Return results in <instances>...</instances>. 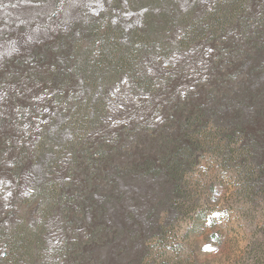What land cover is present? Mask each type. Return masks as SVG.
I'll return each mask as SVG.
<instances>
[{"label": "rangeland", "instance_id": "obj_1", "mask_svg": "<svg viewBox=\"0 0 264 264\" xmlns=\"http://www.w3.org/2000/svg\"><path fill=\"white\" fill-rule=\"evenodd\" d=\"M122 3L120 8L112 0H0V215L13 211L17 181L9 173L12 163L20 166L26 160L25 180L38 173L66 186L69 196L92 200L93 208L73 206L70 212L65 205L52 214L42 207L29 208L31 220L44 215L49 220L45 246L66 243L74 249L68 258L57 256V264H264V177L259 167L264 165V100L247 102L240 94L235 106H229L227 99L240 85L218 82L230 68L214 73L223 61L211 45L203 47L198 61L189 52L172 50L170 55L150 53L147 63L134 56L118 72L107 68L112 60L118 67L125 65V54L118 45L109 56L98 47L100 42L92 43L106 22L89 31L73 27L83 15L92 23L111 12L114 25L118 15L138 22L141 12L126 11ZM262 7L251 23L259 37ZM241 49L247 50L240 56L245 58L260 47L255 50L243 41ZM257 57L260 67L264 52ZM45 59L49 67H44ZM88 62L94 63L91 70ZM93 70L101 77L116 76L122 87L108 88V110L95 106L104 123L83 141L64 125L67 99L82 92L79 85H88ZM19 71L28 73L20 81ZM145 74L151 79L142 85L134 82V76ZM241 76L245 79L244 73ZM261 80L264 83V73ZM68 81L75 84L73 89ZM132 89L138 90L135 96ZM261 90L264 93V87ZM189 94H209L207 126L201 130L192 118L184 128L188 133H182L186 117L178 115L182 101L176 103ZM119 103L127 109L120 110ZM224 109L226 115L221 114ZM236 110L242 119L229 117ZM21 115L26 117L21 120ZM173 117H178L176 122ZM236 125L258 134V144L232 133ZM219 126L229 129L230 138L216 134ZM47 135L51 140L44 144ZM171 142L192 148L163 161L158 155L164 158ZM23 143L29 149L21 152ZM179 159L182 163L175 164ZM170 165L179 166L177 179L169 176ZM140 166L143 173L135 170ZM30 190L27 185L19 197ZM42 196L45 202L50 199L47 191ZM14 207L19 213L28 208L24 202ZM52 259L46 256L44 261L56 264Z\"/></svg>", "mask_w": 264, "mask_h": 264}, {"label": "trees", "instance_id": "obj_2", "mask_svg": "<svg viewBox=\"0 0 264 264\" xmlns=\"http://www.w3.org/2000/svg\"><path fill=\"white\" fill-rule=\"evenodd\" d=\"M122 1L126 3V11L135 10L141 12V18L138 22H136L135 18L127 21L124 17L117 14L119 20L114 25L113 13L111 12L108 15L101 13L103 18L100 19L102 20L99 19L92 23L91 20L86 19L85 15H83L82 20L77 22L74 25L75 27H73V29L79 28L82 31H89L92 30L90 27H100L103 22H106L105 30L102 31V28H100L96 32V39L92 43L97 46L96 43L100 42L98 47H101L109 56L114 53L118 45L125 54V60H122L124 61L122 63H125V65L121 64L118 67V64L116 63V65L115 61L112 60L109 62L110 65L107 68L111 67L113 68V72H118L123 68H127V65H130L129 60L133 59L132 57L134 56H136V59L141 57L140 61L147 63L151 62L152 59L149 58L150 53H161L163 55L165 52V54L170 55L174 51L179 53L189 52L192 55V59L198 61L197 55L199 57V53L203 50V47L211 45L223 61H221L222 64H218L213 69L214 73L222 69L223 66L228 65V69L230 68L229 71L227 68L223 70L218 82L223 81L226 83L227 81H231L234 85H240L237 88L238 93L234 94V97L227 99L229 106H235L234 104L237 102L240 94L246 96L247 102H250L252 99L254 102L264 100V93L261 90L264 87V83L261 82L264 64L260 63V67L256 65L258 64L257 54L264 52V29L259 31L263 37H259L258 34H256V37L254 30H252L253 24H251L254 21L253 16L256 14V10L263 9L264 0H112L120 8L124 6ZM240 24L243 25L240 26ZM240 36H242V39L239 38ZM243 41L255 50H258L257 48L260 47V50L245 58L240 57L247 52V50L241 49ZM171 46L174 49H169ZM120 58L124 59L121 56ZM42 62L44 63V67L51 65L50 61L46 59ZM55 62L60 63L61 61L57 59ZM23 65L25 64L23 63ZM93 65L94 63L88 62L86 65L87 70H91ZM140 69L141 71L145 70L143 67ZM243 73L245 74V79L241 76ZM26 74L28 73L26 72ZM26 74L23 71H19V74L16 76L17 80H22V77ZM89 75H94V77L87 78L89 86L79 85L82 92L80 94L79 92L73 93L72 97L67 99L69 111L65 115L66 121L64 122L66 128L70 129L75 135L82 137L80 139L83 141L92 138L91 133L100 130L102 123H104L101 112H98L95 106L102 105L105 106V110H108V88L115 87L118 91L122 87L121 80L116 76L110 78L101 77L97 74L96 70L91 71ZM140 75L134 76V82L138 85H142L145 80L151 79L146 74L143 77H140ZM170 81L171 79H169L167 86L170 85ZM67 87L73 89L75 84L72 81H68ZM137 91V89H132L130 94L135 96ZM184 97L179 98L180 100L176 103L180 104L182 101V106L180 107L182 111L178 112V115L183 114L186 117L185 121L183 120L180 125L182 126L181 132L188 133V129L185 130L184 128L192 118L195 119L196 125L202 130L207 126L205 125L207 122H205L204 116L206 111L208 112L206 106L209 103L207 101L209 94H207L206 98L192 94L183 99ZM126 107L122 106L121 103L118 104L119 109H125ZM119 109H116V111H119ZM225 110H222V115L227 114ZM239 112L238 110L232 113L230 111L229 117L231 116L232 119L236 120L238 116H241L242 119V115ZM36 115L34 114V117ZM261 115L264 117L263 111ZM21 116V120L26 117ZM173 118V121L176 122L178 117ZM31 125L34 124L32 123ZM217 128V131L215 129L216 134L230 138L231 134L226 135V129L229 130L228 128L221 126ZM220 128H224V132ZM23 131L27 132L25 129ZM219 132H223V134ZM231 132L241 134L246 141L251 138V141L256 143V145L259 142L257 140L259 139L258 134L256 136L254 134L251 135L250 131L243 126L236 125ZM208 133L212 134L211 131ZM50 140V137L47 135L43 143L47 144ZM53 142L57 143L56 140ZM53 142L50 144H53ZM27 143H23L21 152L24 148L29 149ZM190 148L192 147L186 148L181 143L171 142L169 149H167L168 153L164 154V158L162 155H158V157L162 158L163 161L174 159V157L179 158V153L187 151ZM76 157H79L78 154H76ZM148 161L149 163L152 162L149 157ZM25 163L26 160L19 166L14 162L12 163L13 169H9V173L13 174V178L17 182H15L14 203L12 200V213H8L5 216L0 215V250L2 251L0 264H47L44 261L46 256L55 259L54 261L52 259V262L57 264V256H67L68 258L72 256L74 249H71L66 243L56 245V247L45 246L47 245L46 233L49 232V220L45 219V215L39 221L31 220L29 208L38 209L42 207L49 214H52L56 207L65 205L67 212H70L73 206L75 208L80 207L81 209H85L88 206L93 208L92 200L89 196L84 195H81L78 199L69 196L65 190L66 186H58L55 180L51 178H40L38 173L32 175L30 180H25V175L22 176L23 169L27 166ZM181 163L180 159L175 161V164ZM257 163L260 162L257 160ZM149 165L151 166L152 164L150 163ZM259 167H262L263 170L260 174L264 177V165L259 164ZM166 168L169 171L172 170L171 174H169L172 180L178 178L175 170H178L179 166L174 167V165H170ZM143 169L144 167L141 166L138 169L135 168L137 172H141ZM27 185H30L31 190L24 198L19 197L20 192L24 188H27ZM2 187L0 185V189ZM45 191L50 196L47 202H45V197L42 196ZM0 194L3 195V190H0ZM60 194L64 197H61ZM21 202L26 203L28 208L25 212L19 213L18 209H15L14 206H17ZM13 219H16L15 222H10Z\"/></svg>", "mask_w": 264, "mask_h": 264}]
</instances>
